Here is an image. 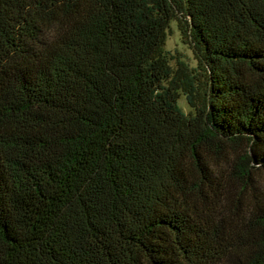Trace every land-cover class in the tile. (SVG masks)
<instances>
[{
	"label": "trees",
	"instance_id": "obj_1",
	"mask_svg": "<svg viewBox=\"0 0 264 264\" xmlns=\"http://www.w3.org/2000/svg\"><path fill=\"white\" fill-rule=\"evenodd\" d=\"M0 264H264V0H0Z\"/></svg>",
	"mask_w": 264,
	"mask_h": 264
},
{
	"label": "rangeland",
	"instance_id": "obj_2",
	"mask_svg": "<svg viewBox=\"0 0 264 264\" xmlns=\"http://www.w3.org/2000/svg\"><path fill=\"white\" fill-rule=\"evenodd\" d=\"M163 50L172 57V60L170 62L172 67L175 66L176 58L182 59L192 67L196 65V60L193 55L192 49L188 44L184 42L175 19H172L169 23V30L163 44ZM178 107L184 113L190 111V108L187 105L185 97L183 95L178 100Z\"/></svg>",
	"mask_w": 264,
	"mask_h": 264
}]
</instances>
